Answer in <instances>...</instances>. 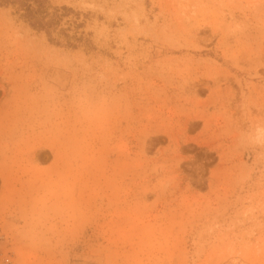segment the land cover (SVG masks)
<instances>
[{
  "label": "rangeland",
  "instance_id": "rangeland-1",
  "mask_svg": "<svg viewBox=\"0 0 264 264\" xmlns=\"http://www.w3.org/2000/svg\"><path fill=\"white\" fill-rule=\"evenodd\" d=\"M0 264H264V0H0Z\"/></svg>",
  "mask_w": 264,
  "mask_h": 264
},
{
  "label": "trees",
  "instance_id": "trees-1",
  "mask_svg": "<svg viewBox=\"0 0 264 264\" xmlns=\"http://www.w3.org/2000/svg\"><path fill=\"white\" fill-rule=\"evenodd\" d=\"M33 14H32V11H28V18H31V16H32ZM33 20V19H32ZM36 20V19H35ZM35 25H38L39 27H40V23H39V21H35V23H34Z\"/></svg>",
  "mask_w": 264,
  "mask_h": 264
}]
</instances>
